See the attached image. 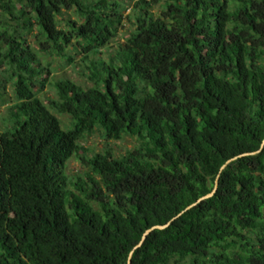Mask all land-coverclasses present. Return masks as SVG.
Here are the masks:
<instances>
[{"label": "trees", "instance_id": "1", "mask_svg": "<svg viewBox=\"0 0 264 264\" xmlns=\"http://www.w3.org/2000/svg\"><path fill=\"white\" fill-rule=\"evenodd\" d=\"M18 5L0 0L17 98L0 131V264H128L217 178L131 264H264V0H137L126 17L119 0ZM73 42L91 87L53 81L46 106L40 56L72 64ZM95 129L136 144L84 159ZM72 159L88 171L69 178Z\"/></svg>", "mask_w": 264, "mask_h": 264}, {"label": "rangeland", "instance_id": "2", "mask_svg": "<svg viewBox=\"0 0 264 264\" xmlns=\"http://www.w3.org/2000/svg\"><path fill=\"white\" fill-rule=\"evenodd\" d=\"M93 1V0H89ZM122 5L126 8L124 17L129 15L132 7L135 5L137 0H119ZM150 1V0H145ZM15 3V8L18 10L20 6L18 5L19 0H12ZM71 19L72 21H78L77 15L74 10L63 11V16L57 19L59 27H64L65 21ZM4 15L0 11V24L4 23ZM9 23V21H8ZM11 26L14 24L9 23ZM132 31V25L124 21L123 25L119 28L117 37L114 42L105 50L100 51V57L105 59L110 54H113L115 49L120 45H123L125 39L127 38L129 32ZM32 36L29 38V41L32 42L35 38ZM36 43V42H35ZM37 45V44H36ZM75 42L73 46L75 48H70L67 52L74 58V63L70 64L66 59L59 58L55 55L42 54L41 63L43 67L47 69V72L43 75L42 79H45V86L41 91H37V88L40 86L37 85L35 89L36 97L46 106L48 103L56 98L53 88L50 86L53 81L58 80H69L74 84L81 86L82 88L91 87V83L87 80V72L84 69L82 64L83 55L80 54V48H76ZM0 81L4 85V90L1 92L4 95L0 98V131H3L6 126L5 119L7 118V110L10 107H13L17 103V98L13 91L11 85V78L7 72L2 71L0 73ZM63 129H70V117L69 115H58L57 116ZM136 144V141L129 137H123L121 140L113 141L107 140L104 138V134L98 130H93L81 143L83 152L81 157L84 159H89L95 154H105L106 152L110 153L114 157H120L132 150ZM67 175L69 178H73L76 175H83L88 171L86 164L80 161L79 159H72L67 165Z\"/></svg>", "mask_w": 264, "mask_h": 264}, {"label": "water", "instance_id": "3", "mask_svg": "<svg viewBox=\"0 0 264 264\" xmlns=\"http://www.w3.org/2000/svg\"><path fill=\"white\" fill-rule=\"evenodd\" d=\"M263 146H264V141L262 142V145H261L260 150L262 149ZM260 150H259V151H260ZM259 151H258V152H259ZM258 152H257V153H258ZM253 154H254V153H253ZM253 154H244V155H240V156H238V157H235V158H233V159L227 161V162L225 163V165H224L223 167H221L220 172H221L223 169H225V167H226L230 162L236 160L237 158H241V157H244V156H247V155H253ZM217 180H218V178L216 179L214 189H213V191H212L210 194H208V195H206V196L200 198L196 203H194V204L190 205L189 207H187L184 211H182L181 213H179L176 217H174L173 219H171V220H170L168 223H166L165 225H162V226H154V227H152L151 229L145 231L144 234H143V236H142L141 241L136 245V247H135V248L131 251V253L129 254L128 264H131V257H132V255H133V252H134L136 249H138V248H140V247L142 246V244L144 243L146 237H147L152 231H154V230H164V229L168 228V227L170 226V224H171L174 220H176L177 218L181 217L183 213H185L186 211H188L189 209H191L192 207H194L196 204L202 202L203 200L210 198V197L216 192V189H217Z\"/></svg>", "mask_w": 264, "mask_h": 264}]
</instances>
